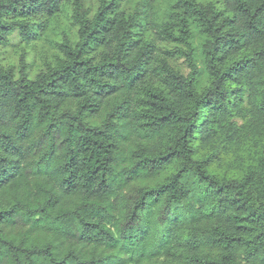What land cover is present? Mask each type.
Here are the masks:
<instances>
[{
	"label": "trees",
	"instance_id": "16d2710c",
	"mask_svg": "<svg viewBox=\"0 0 264 264\" xmlns=\"http://www.w3.org/2000/svg\"><path fill=\"white\" fill-rule=\"evenodd\" d=\"M13 33L59 39L0 61V264H264V0H0Z\"/></svg>",
	"mask_w": 264,
	"mask_h": 264
},
{
	"label": "rangeland",
	"instance_id": "374dc122",
	"mask_svg": "<svg viewBox=\"0 0 264 264\" xmlns=\"http://www.w3.org/2000/svg\"><path fill=\"white\" fill-rule=\"evenodd\" d=\"M84 7L92 15L97 9V0H84ZM57 39L59 37L49 33L48 39L36 40L31 45H26L18 33H13L9 37L8 44L0 47V61L5 66H13L17 73L20 66L26 64L30 76H34L40 69L42 62L55 53L54 41ZM178 62L181 63V60Z\"/></svg>",
	"mask_w": 264,
	"mask_h": 264
}]
</instances>
